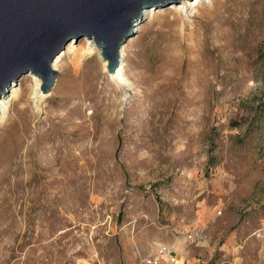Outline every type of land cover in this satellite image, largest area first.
<instances>
[{
  "label": "rangeland",
  "instance_id": "obj_1",
  "mask_svg": "<svg viewBox=\"0 0 264 264\" xmlns=\"http://www.w3.org/2000/svg\"><path fill=\"white\" fill-rule=\"evenodd\" d=\"M154 11L125 86L82 38L40 104L33 74L5 93L0 264H264V0Z\"/></svg>",
  "mask_w": 264,
  "mask_h": 264
},
{
  "label": "water",
  "instance_id": "obj_2",
  "mask_svg": "<svg viewBox=\"0 0 264 264\" xmlns=\"http://www.w3.org/2000/svg\"><path fill=\"white\" fill-rule=\"evenodd\" d=\"M181 0H0V96L33 74L49 94L58 72L54 59L71 41L92 40L113 74L120 48L133 37L143 11Z\"/></svg>",
  "mask_w": 264,
  "mask_h": 264
},
{
  "label": "bare ground",
  "instance_id": "obj_3",
  "mask_svg": "<svg viewBox=\"0 0 264 264\" xmlns=\"http://www.w3.org/2000/svg\"><path fill=\"white\" fill-rule=\"evenodd\" d=\"M199 0H196V2ZM186 4L187 3H182L181 4V8L185 9L186 8ZM155 11L154 10H145L143 11L142 14V19L139 21H135L134 25H133V30L136 32L137 31V27L140 24V22H142L144 19H146L147 17H149L150 15H153ZM139 30V29H138ZM72 42V41H71ZM70 42V43H71ZM69 47L72 46V44L68 45ZM68 47V49H70ZM123 45L120 48L119 54H120V61H119V65L118 68L116 69V71L113 74H108V77L112 80V82H114L116 85L119 86H125L126 81L124 80V75L122 73V63H121V54L123 52L122 49ZM96 52L98 54V58L103 62V67L104 69H106L108 62L106 60H104L101 57L100 52L98 51V49L95 46V43L92 40H89V42L87 43V51L86 53L90 56L92 53ZM63 53L61 52L52 62L51 67L55 70L58 62L60 61V58L62 57ZM31 75V74H29ZM33 82H34V86L32 87V99L33 102L35 104H40V102L48 97V94H43L41 91V85H42V81L39 78H32ZM16 85L13 83L8 89H7V93H9L10 90H12ZM18 98V93H16L15 91H12V93L8 96L5 97L4 95L0 96V121H2L6 114L8 113L10 107L12 106L13 101Z\"/></svg>",
  "mask_w": 264,
  "mask_h": 264
},
{
  "label": "built area",
  "instance_id": "obj_4",
  "mask_svg": "<svg viewBox=\"0 0 264 264\" xmlns=\"http://www.w3.org/2000/svg\"><path fill=\"white\" fill-rule=\"evenodd\" d=\"M191 238V237H190ZM144 264H183L174 245H159L154 253L144 260Z\"/></svg>",
  "mask_w": 264,
  "mask_h": 264
}]
</instances>
